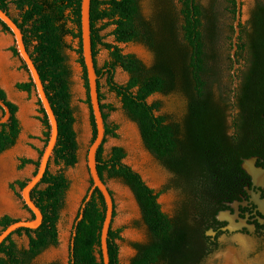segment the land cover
<instances>
[{"label": "trees", "instance_id": "16d2710c", "mask_svg": "<svg viewBox=\"0 0 264 264\" xmlns=\"http://www.w3.org/2000/svg\"><path fill=\"white\" fill-rule=\"evenodd\" d=\"M10 2L20 12V18L13 19L23 32L25 44L39 71L59 126L58 140L48 169L31 192L32 199L43 213V222L36 229H17L0 245V264H32L33 259L45 249L59 244L58 224L70 182L62 170L52 171L51 166L69 167L78 162L79 144L72 106L71 69L65 54L70 45L65 38L71 36L79 39L78 53L88 91L81 44L82 0H0V8L10 13ZM140 2L91 0L92 50L106 129L105 138L97 152V168L105 182L108 177L120 179L128 185L141 208L148 239L134 244L137 252L130 264H202L207 257L204 253L207 244L205 232L211 225L213 215L223 208L214 209L215 200L222 199L228 188L231 166L235 174L241 172L239 155L250 156L257 152L254 142L259 140L264 130L259 124L264 120V66L254 69L250 94L243 101L245 108L261 109L260 113L256 110L248 114L250 120L259 122L246 135H242L240 129L230 136L228 109L233 107L231 100L217 98L207 80L211 74L208 62L210 56L202 22L204 10L199 0H178V7L170 3L172 8L169 11L159 9L153 19L145 18ZM0 24L5 31L10 32L6 24L1 21ZM111 25H114L112 34L117 42L146 44L155 53L154 64L148 67L137 55L124 53L118 45L106 42L101 32ZM99 46L110 54V59L101 68L96 60ZM11 50L15 56H19L16 45ZM22 63L28 71L26 64ZM117 67L129 74L127 83L120 84L115 80ZM105 74L110 90L121 99L127 115L138 124L148 150L174 174L171 185L184 195L177 216L171 217L162 209L159 202L161 192L150 187L138 171L125 163L127 154L123 147L115 146L109 154H105L107 137H118V125L107 122L108 112L114 111L115 107L103 102L100 77ZM16 87L27 93L35 92V84L30 76L28 81L18 82ZM176 91L187 99V111L182 122L171 121L168 115L158 113L162 106L160 101H148L155 93ZM0 99L10 109L9 120L0 124L1 154L16 143L21 126L17 104L9 99L1 87ZM87 103L91 108L89 93ZM38 105L41 114L38 118L45 128L46 146L50 137V124L39 100ZM0 110L3 115L1 107ZM91 121L94 140L97 131L93 113ZM234 123L236 119L233 120V126ZM43 151L40 150L37 161L21 158L20 167L34 164L35 175ZM28 181L17 179L10 186L14 191L18 187L21 192ZM92 185L91 180L73 224V247L70 244L68 264H104L101 231L107 206L98 188L86 200ZM28 211L31 213L30 219H33L34 215ZM115 215L116 204L113 220ZM18 220L8 214L0 216V233ZM113 220L107 240L110 264H121L119 241L122 240V228H114ZM14 234L27 235L28 247L19 248L13 239Z\"/></svg>", "mask_w": 264, "mask_h": 264}, {"label": "rangeland", "instance_id": "374dc122", "mask_svg": "<svg viewBox=\"0 0 264 264\" xmlns=\"http://www.w3.org/2000/svg\"><path fill=\"white\" fill-rule=\"evenodd\" d=\"M170 3L176 7L179 5L178 0H141V11L145 18L153 19L159 9L169 11V8H172ZM199 3L205 9L219 5L218 0H199ZM247 8L246 6V10ZM9 12L12 17L20 18V12L12 2L9 3ZM113 29L114 25H111L102 30L101 34L106 42L118 45L124 53L137 55L148 67L154 64L155 53L146 44L141 42L119 43L112 34ZM65 39L70 45V48L65 50V54L71 69L72 106L75 110V130L79 144L78 162L69 167L54 164L51 166L52 171L62 170L70 182L58 224L59 244L45 249L33 259L32 264H68L73 224L91 186L87 155L94 137L92 112L87 103L88 91L78 53L79 39H74L71 36H67ZM14 45L13 35L5 31L0 24V87L6 91L9 99L17 104V116L21 126L16 143L0 154V193L4 194L8 203L5 205L0 202V216L8 214L14 218L30 219L31 213L19 196L21 195L20 189L17 187L14 191L10 185L17 179H30L33 176L36 166L30 163L21 168L20 159L30 158L37 161L40 150L45 147L46 137L44 135L45 128L38 118L41 114L36 92L27 93L16 87L18 82L29 80V72L23 67L21 58L12 52L11 47ZM98 49L96 60L98 67L101 68L110 59V54L107 49L101 46ZM225 62L226 53L221 50L218 51V56L210 62L211 71H216L221 84L222 80L224 82L229 75V68ZM114 77L118 83L125 84L130 76L121 67H117ZM221 84L217 83L213 88L217 98H221ZM100 85L104 95L103 102L110 103L115 107L112 112L106 110L109 113L107 122L110 125H118V137H107L104 144L105 154H109L115 146L123 147L127 154L124 159L125 163L138 171L150 187L161 192L159 202L162 209L166 213L173 214L184 200V195L181 190L171 185L174 177L172 172L146 147L138 124L127 115L121 99L110 90L107 84V74L100 77ZM148 101L151 103L160 101L162 106L158 113L168 115L171 121H183L187 110V99L182 93L178 91L168 94L155 93L148 98ZM1 117L2 111L0 110ZM106 184L112 191L116 204L113 227L122 228V240L119 241L120 262L121 264H130L132 257L136 254L134 244L145 242L148 239V229L131 188L122 180L115 178L106 177ZM258 238L254 235L248 238L247 235L240 233L223 235L220 238L218 249L203 264H252L261 253H264V236L261 241ZM13 239L19 248L28 247L27 235L14 234Z\"/></svg>", "mask_w": 264, "mask_h": 264}, {"label": "flooded vegetation", "instance_id": "af4514ba", "mask_svg": "<svg viewBox=\"0 0 264 264\" xmlns=\"http://www.w3.org/2000/svg\"><path fill=\"white\" fill-rule=\"evenodd\" d=\"M218 1L219 5L213 8H203L202 22L205 25V42L208 48L206 50L210 56L209 66L218 56L219 50L226 53L225 63L229 68V75L221 84L216 71L212 70L207 80L214 93V85L221 84V98L231 100L233 107L228 109V124L231 126L229 135L233 136L235 131L240 129L242 135L243 133L246 135L259 122L250 120L248 114L256 110L258 113L261 111L258 108H245L243 101L247 100L250 94L254 69L264 66V0L249 2L242 0L238 32L237 0ZM262 116L264 117V113ZM184 118L185 115L183 120ZM234 119L236 123L233 126ZM259 124L264 129V120ZM260 135L259 140L254 142L257 152L250 156L239 155L241 172L235 174L231 166L228 188L222 199L215 200L213 208L216 210L221 206L223 208L216 211L211 218V225L205 232L207 244L204 253L206 252L207 257L204 261L218 249L223 235L240 233L247 235L248 238L254 235L258 236L260 241L264 236V130ZM181 203L173 214L168 213L169 216H177ZM262 260L264 253H261L252 264H264L260 263Z\"/></svg>", "mask_w": 264, "mask_h": 264}, {"label": "water", "instance_id": "95a60500", "mask_svg": "<svg viewBox=\"0 0 264 264\" xmlns=\"http://www.w3.org/2000/svg\"><path fill=\"white\" fill-rule=\"evenodd\" d=\"M238 3V11H237V23L236 29L237 32L239 30L238 23L241 17V7L242 0H237ZM91 0H82L81 4V44H82V52H83V60L85 65V70L87 74L88 81V93L91 102V111L94 115L95 125H96V137L93 140L87 155L90 179L92 180V188L89 191L87 201L90 199L92 192L95 188H98L106 202V216L103 223L102 231H101V250L103 255L104 264H110V257L108 251V235L109 230L112 225L113 214L115 209V202L113 194L106 184V182L101 178L98 168H97V152L100 146L103 143L105 138V119L103 116V111L100 104L99 99V90H98V75L96 72V66L94 62L93 50H92V40H91ZM0 21L6 24L13 35L14 43L19 52V56L21 60L26 64L29 76L33 80L35 84V92L37 95V100H39L48 116L49 124H50V137L47 142V145L44 148L42 156L40 158L39 167L35 175H33L25 187L21 191V197L23 199L24 204L28 207V209L34 215L33 219H20L12 224H10L6 229H4L0 233V245L2 242L11 235L14 231L19 228H38L43 222V213L40 208L36 205L34 200L32 199L31 192L32 190L41 182L44 177L49 161L53 155L58 135H59V126L57 117L54 113L50 100L45 91V87L39 71L33 61L31 54L25 44L24 35L21 28L18 26L17 22L13 19V17L4 9L0 8ZM0 107L3 109L4 114L0 118V124L6 123L10 118V109L5 104L3 100L0 99ZM84 206V204H83ZM82 217V213L79 219ZM75 234V233H74ZM73 247V240L71 243Z\"/></svg>", "mask_w": 264, "mask_h": 264}, {"label": "bare ground", "instance_id": "6f19581e", "mask_svg": "<svg viewBox=\"0 0 264 264\" xmlns=\"http://www.w3.org/2000/svg\"><path fill=\"white\" fill-rule=\"evenodd\" d=\"M5 157V156H4ZM1 162V161H0ZM7 199H6V197L4 196V194H1L0 193V202L1 203H4L5 205H8V203H7V201H6ZM244 261V260H243ZM261 262H264V260H262V261H260V263ZM257 263V262H256Z\"/></svg>", "mask_w": 264, "mask_h": 264}]
</instances>
